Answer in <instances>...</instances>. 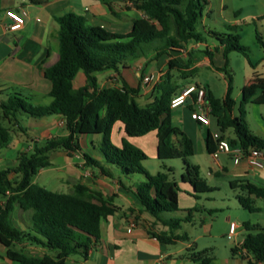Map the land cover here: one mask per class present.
I'll use <instances>...</instances> for the list:
<instances>
[{
    "label": "trees",
    "instance_id": "1",
    "mask_svg": "<svg viewBox=\"0 0 264 264\" xmlns=\"http://www.w3.org/2000/svg\"><path fill=\"white\" fill-rule=\"evenodd\" d=\"M208 2L133 0V6L143 16L133 20L132 29L126 35L90 25L83 16L74 13H65L57 18L59 58L44 69V77L50 82L48 95L51 101L45 105H32L14 93L1 104L2 117L8 119H16L19 111L31 116L60 114L68 132L63 136L34 142L31 149L18 152L15 165L0 170V194L6 196L5 201L0 202V244L5 248L4 255L8 259L17 264H68V256L79 253L86 257L88 251L100 242L101 218L120 209L112 203V196L104 197L100 191L81 183L74 184L71 192H58L32 181L40 169L50 165V152L56 149H62L69 155L79 152L78 137L89 134L100 135V151L105 161L116 168L123 178L134 174L144 176V180L135 185V195L143 210L160 220L169 230L150 231L149 234L164 244L188 240L186 233H176L175 230L183 222H191L197 208L183 209L185 213L180 218L163 219L160 213L179 210V181L191 186L195 198L210 191L199 176L198 166L186 160L194 153L191 138L171 120L170 100L176 94L171 72L176 70L180 78H187L196 68H190L189 59L184 63L169 59L166 71L154 85V98L144 105H140L135 98L140 86L132 87L121 79L118 86L100 88L95 73L106 69L117 70L120 65L124 66V61L136 60L150 52L153 58H158L183 48L189 41L204 42L205 37L197 31V24ZM259 19H264V14ZM216 39L217 47L214 50L221 49L223 66L214 65L213 51L204 48L202 52L208 56L212 67L220 70L227 79L225 93L218 97L205 86L195 85L204 88L211 119L217 129L222 133L231 130L234 136L228 140L232 145H239L244 151L250 147L264 149V138L253 134L245 120V105L248 102L264 104V75L252 72L250 83L241 89L235 113L232 77L227 73L228 55L239 52L251 66L253 64L249 60L248 47L239 43L237 33H222ZM256 39L264 48V28L262 32L256 30ZM79 71L84 73L85 83L74 87L73 80ZM191 96L189 107L193 108L195 94L191 93ZM117 121L123 124L124 132L129 137L156 131V156L160 161V171L155 174L147 172L142 166V161L147 158L145 152L127 138H122L120 145L112 142L111 129ZM9 136V128L0 124V149L6 146ZM205 148L208 153L215 150L209 131L205 137ZM84 157L98 165L104 175L113 176L92 156L84 154ZM173 158L182 162L178 180L173 175L174 169L163 162ZM230 186L239 189L236 199L243 209L249 212L262 210L254 206V197H264V187L250 181H239ZM16 206L29 212L24 229L13 223L12 213ZM241 224L249 233L239 247H231L232 254L242 249L244 252L240 257L247 264H264V228L249 220ZM25 242L39 245L52 253L28 255L15 246ZM186 251L194 264H211L212 258L207 249L197 250L191 244Z\"/></svg>",
    "mask_w": 264,
    "mask_h": 264
},
{
    "label": "crops",
    "instance_id": "2",
    "mask_svg": "<svg viewBox=\"0 0 264 264\" xmlns=\"http://www.w3.org/2000/svg\"><path fill=\"white\" fill-rule=\"evenodd\" d=\"M252 1L255 7L254 12H250L247 15L251 18L261 17L264 14V0ZM239 6L236 0H209L203 9L200 22L205 32H209V36L213 37L214 40L210 43H206V41H189L183 48L170 51L169 54H163L158 58H153V53L150 52L136 60L124 61V66L120 65L117 70L106 69L96 72L95 76L97 77L98 86L100 88L112 85L118 86L121 79L132 87L140 86V77L136 70L138 67L144 73H156L159 77L166 71L169 59L177 60L180 63H184L189 59L190 68L212 67L208 56L202 52V45L213 51V62L215 61V55L218 58L221 57L220 61L214 65L216 67L223 66L224 59L221 49L214 50L217 47L216 37L218 33L216 30L223 27L236 26L237 18H231L230 15L232 14L236 17L237 13L242 9ZM21 7L26 8L28 11L21 28L16 31H5L0 27V107L12 92L19 93L32 105H45L51 101V97L48 95L50 82L44 77V69L53 65L59 58V24L57 22L59 16L65 13L81 15L88 24L100 26L109 32L121 35L128 34L132 29L133 20L143 16V13L137 10L133 4H130L129 0H40L37 3L31 0H1L2 11L0 20L3 23L7 22V18L4 15L6 9H18ZM128 70L132 72L130 78L127 76ZM253 71L264 75V64L260 69L254 68ZM172 72L174 73L173 82L176 85L175 95L179 94L185 87L195 85V83L210 89L218 97H222L225 93L226 86L222 94H215L207 83L199 81L180 82L179 79L181 78L178 76L177 71L172 70ZM252 72L251 76L246 78L244 85L250 83ZM227 73L229 74L228 70ZM222 75L224 76L223 73H221ZM84 83L85 75L82 71H79L73 80V85L74 87H79ZM154 95V86L145 90L140 86V91L135 98L140 105H144L151 101ZM139 96L144 100L140 101ZM146 98L148 99L145 100ZM190 103V100L187 99L184 104L172 108L171 120L173 125L178 126L191 138L194 153L190 156V163L198 166L199 176L205 181L206 185L208 187L216 186L217 184L213 182L212 176H220V186L225 188L228 186L227 192L233 194L235 198L239 193V189L232 188L230 186L231 183L250 181L264 187V167H253L246 159L234 162L230 155L222 152L218 153L215 158L213 153L206 151L205 137L208 131L212 132L213 130L209 127L210 125L203 126L196 122L193 117L194 106L190 108ZM247 106L248 113L245 114V120L249 129L253 134L264 138V104L252 101L248 102ZM30 117L35 121V123L31 124L32 128H30L32 135H30V139L24 140L22 134H20L23 128L19 125L17 118H3L1 108L0 119H6L8 125L6 126L2 122L0 124L9 128L10 136L8 142L17 145L16 148H18V145L25 147L17 151L13 159L8 158L7 153L0 152V164L4 163L5 167H8L7 160L15 159L16 164L18 152L31 149L34 142H42L47 138L63 136L68 133L63 123L64 118L60 114L30 115ZM152 131L155 132L153 142L156 154V131ZM148 133L142 136L129 137L124 132L123 124L117 121L112 126L110 137L116 145H120L122 138H127L144 151L143 145L145 141L143 138ZM224 133L229 134L228 138L234 136L231 130H226ZM97 135H80L77 141L81 150L72 155L62 149L50 152V165L37 172V174H41L47 168L51 169L40 184L50 190L71 192L74 184L81 183L90 189L100 191L104 197L112 196V203L120 208L115 213L101 218L100 242L88 251L87 256L83 257L81 254L75 253L68 256L66 262L68 264H159V261L162 260L164 264H194L186 251V248L192 243L178 241L174 244H164L149 234L150 231L169 230L160 220L143 210L135 195V185L142 182L144 176L142 174H134L128 178L116 176L113 173V167L105 161L100 148L99 152H97L96 147L99 142ZM139 139L142 140L138 143L137 140ZM6 146L5 148H7ZM85 149H89L91 154L86 153ZM197 151L207 154L212 162L204 174L206 178L201 176V164L198 159L194 158ZM84 154L96 159L99 165L110 170L113 176L104 175L98 165L86 160ZM12 163L10 166L15 165L13 161ZM166 166L173 167L171 164H166ZM146 171L149 172L148 170ZM154 171V173H149L155 174L159 170ZM33 177L32 181L35 182ZM178 185L180 187L178 192L179 210L197 208L200 196L195 198L192 195L193 190L189 184L179 181ZM254 206L262 210L250 213L264 214V197L255 196ZM197 209L198 211L195 212L194 217H200L201 215L199 208ZM28 219V211L21 210L18 206L14 208L12 220L18 228H26ZM228 219L229 217L226 218V220ZM253 219H255V222ZM256 219L249 215L243 221L249 220L264 228V222H256L258 221ZM132 220H134V226L130 227ZM231 222L237 225L236 232L237 228L240 227V223L230 220L229 227ZM181 227L175 232L181 233ZM245 235L242 234L238 243L239 246ZM15 246L17 249L22 248L28 255L42 256L45 253H52V251L39 245L27 242L16 244ZM4 251L5 248L0 244V264H17L15 261L8 259L4 255ZM243 252L244 250L242 249H239L235 255L231 252V257L217 264H247L246 260L240 257Z\"/></svg>",
    "mask_w": 264,
    "mask_h": 264
},
{
    "label": "rangeland",
    "instance_id": "3",
    "mask_svg": "<svg viewBox=\"0 0 264 264\" xmlns=\"http://www.w3.org/2000/svg\"><path fill=\"white\" fill-rule=\"evenodd\" d=\"M240 6L241 11L237 13L236 17L232 14L230 15L231 18H237V24L234 27H223L221 29H217L216 32L218 35H221L222 32L226 33H237L239 35V43L248 47V56L249 60L253 64L251 66L247 60V58L239 52H231L228 55V66L227 70L232 77V87H233V97L235 96L236 105L234 107L235 113H237V107L239 105L240 97H241V89L245 84L246 78L251 76V72L254 68H261L264 64V48L261 47L259 42L256 39V30L262 32L264 28V19L251 18L247 14L250 12H254V5L252 0H236ZM203 12V10H202ZM197 31L201 32L204 37L206 43H210L214 40L213 37L209 36L207 32L202 27L201 22L199 21L197 24ZM215 32V31H214ZM202 49L205 48L204 45L201 47ZM219 59V60H218ZM221 57L218 58L215 55L214 64L220 61ZM129 71V70H128ZM143 71V70H142ZM174 78V73L171 72ZM221 71L217 70L212 67L200 66L193 71L192 75L187 78L179 79L180 82H189V81H199L202 83H207L215 94H222L227 79L224 76H221ZM127 76H132V72H127ZM139 80V78H137ZM16 92H12L14 94ZM19 94V93H18ZM148 96V95H147ZM23 97V96H22ZM1 98V96H0ZM24 98V97H23ZM146 98L145 100H147ZM139 100H144L139 96ZM6 102V101H5ZM26 102H28L26 100ZM248 106L245 105V111L248 113ZM1 110V107H0ZM17 121L20 126H22V134L23 139H30V135H32V131L30 128L32 123L35 121L30 117V115L26 112L19 111L16 114ZM4 125L7 124L6 119H0ZM213 131L218 130L213 119H211L210 126ZM154 131L149 132L144 139V152L147 158L142 161V166L151 173H154V170L160 171V161L158 160L155 154V145H154ZM229 137V134H225ZM99 142L97 144V152H99L100 148V135ZM142 140V139H141ZM140 139L137 140L138 143L141 141ZM7 148L0 149L1 153L8 154V158H15L16 152L25 148L24 146L11 144L8 142L6 144ZM85 152L91 154L89 149H85ZM195 159H198L201 164V176L206 178L205 172L208 170V167L212 164L210 158L204 152L197 151ZM187 162L191 161V157L186 158ZM12 161L15 164L14 160H7V166L12 165ZM158 161V162H157ZM164 163L171 164L174 169V176L177 179L178 174L181 171V160L178 158L173 159H166L163 160ZM6 165L0 164V170L4 168ZM51 169L47 168L41 174L34 175L33 179L36 183L41 184L43 178L48 175ZM113 173L117 176L119 175L121 178L123 176L117 171L116 168H113ZM213 182L217 185L214 187H209L210 191L201 193L200 199L197 205L199 211L201 213L200 217H194L191 222H184L180 229L181 233H186L188 236V242L195 245L197 250L207 249L209 252L210 257L212 258L211 263L217 264L222 263L226 258L231 257V247L236 245L239 246L238 243L242 237V234H248L245 228H243L241 222L247 218V216H252L257 218L256 222H264V214L259 213H250L249 211L243 209L235 196L230 192H227L228 186L226 188L224 186H220V176L213 175ZM212 184V183H211ZM6 196L4 194H0V202H4ZM184 214V211L179 210L178 212H162L160 213V217L163 219H170V218H180ZM229 217L228 220L226 218ZM237 221L240 223V227L237 228L235 234L232 235L231 238H228L229 232V221ZM255 222V219H253ZM15 225V224H14Z\"/></svg>",
    "mask_w": 264,
    "mask_h": 264
},
{
    "label": "built area",
    "instance_id": "4",
    "mask_svg": "<svg viewBox=\"0 0 264 264\" xmlns=\"http://www.w3.org/2000/svg\"><path fill=\"white\" fill-rule=\"evenodd\" d=\"M130 4H133V0H129ZM4 15L7 18V22L0 20V27L5 31H16L22 27L24 21L28 15L26 8L21 7L18 9H6ZM137 74L140 77V86L143 90L148 87H153L158 80L156 73H144L140 67L137 69ZM191 93L195 96L192 100L194 104L193 117L197 123L203 126H209L211 122L210 106L205 99V90L201 86L189 85L185 87L179 94L174 95L170 100V107L175 108L184 104L187 99H192ZM64 123V121H63ZM212 139L215 143V150L213 156L216 158L217 154L222 152L230 155L234 162H238L241 159H246L247 162L256 168L264 167V149L257 147H250L246 151L242 150L239 145H232L225 133L219 130L211 132ZM134 226V220L130 222V227ZM237 225L234 222L230 223L228 238H231L235 232ZM159 264H164L162 260Z\"/></svg>",
    "mask_w": 264,
    "mask_h": 264
}]
</instances>
